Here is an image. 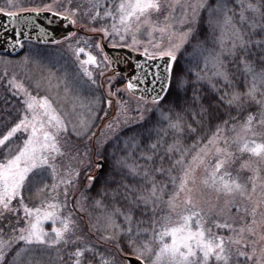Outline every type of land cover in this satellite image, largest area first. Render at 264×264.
Listing matches in <instances>:
<instances>
[{
  "label": "snow or ice",
  "instance_id": "6c2138e0",
  "mask_svg": "<svg viewBox=\"0 0 264 264\" xmlns=\"http://www.w3.org/2000/svg\"><path fill=\"white\" fill-rule=\"evenodd\" d=\"M53 3L27 7L22 0H5L0 15L8 17L13 32L5 43L23 49L33 28L40 32L39 42L61 43L36 24L46 12L67 26H86L100 33L99 41L107 39L113 49H127L138 57L131 74L117 71L108 77L107 96L118 97L119 112L100 133L103 139L94 130L100 113L108 114L98 107L100 96L87 103L73 96L69 112L61 105L86 85L103 86L92 68L103 64V76L113 65L131 64L130 56H111L100 42L90 45L85 40V47L69 45L77 68L71 76L65 72L59 78L50 75L46 83L25 84L4 72L0 264H116L114 257H105L77 234L72 212L61 214L71 188L83 185L85 200V192L99 182L89 170L104 165L93 156L111 157L112 170L94 206L106 208L105 199L113 203V210L103 216L101 239L115 241L121 259L132 256L139 264H264V245L258 247L264 242V0H64L57 8ZM142 32L146 42L138 38ZM92 47L104 53L102 59ZM117 77L124 87L113 91ZM121 93L144 101V106L133 108ZM106 103L111 107L113 101ZM233 108L238 115H232ZM236 150L248 154L242 168L251 175L231 171ZM200 186L216 194L207 215L196 199ZM32 196L41 206L29 207L25 201ZM220 197L226 198L223 207ZM172 214L178 217L175 222ZM208 215L226 216L213 221L226 234L205 228ZM48 222L51 232L44 227Z\"/></svg>",
  "mask_w": 264,
  "mask_h": 264
},
{
  "label": "rangeland",
  "instance_id": "374dc122",
  "mask_svg": "<svg viewBox=\"0 0 264 264\" xmlns=\"http://www.w3.org/2000/svg\"><path fill=\"white\" fill-rule=\"evenodd\" d=\"M5 0H0V6L4 5ZM64 0H56L55 3H53V0L51 3H53V7L57 8L59 7L60 3H63ZM23 3V0H22ZM46 13V12H41ZM161 20H163V17H160ZM74 32L77 33L76 36L68 35V39L61 38L59 39L61 43H35V42H26V48L25 51L17 56V57H8L5 55H0V79L4 80L6 79L3 74L5 71L8 72V75H15L18 80H22L25 82V84H32L37 80L47 82V79L49 76L53 77H63L64 73L67 72L70 76L77 72L76 65L74 64V57L72 56V53L69 49V45H71L72 48L76 47H85L84 41L88 40V43L91 45L94 42H100L102 45L106 44L109 45V41L107 39L103 41H99L98 37L100 36V33H93L91 31L87 30V27H74ZM139 39L142 41L147 40V36L142 32L139 36ZM77 40L80 41L79 45H77ZM166 42V41H165ZM88 49L86 48V51ZM91 52L97 56L98 60L102 59L103 54L95 47H92ZM137 54V53H134ZM25 58H27V63H25ZM82 58H84L82 56ZM10 62V63H9ZM103 69V64H101V69L92 68V72L95 75L97 81L99 84L103 85L102 87H97L95 85L91 86H85L82 92L79 93H70L69 94V102L66 104L61 105L63 110L65 112H69L73 108V104L71 103L73 96H79L81 99L87 103L89 100L92 99V97L100 96L102 99V103L98 105V107H102L108 114L105 116L103 113H100L99 119L96 121V128L94 129L97 132V137H100L101 132H106V125L109 122H114L117 118V113L119 112V109L117 107V96L108 97L107 96V89H108V77L113 76L116 74L114 69L111 67L110 69H104V75L101 76L99 73ZM86 79V78H85ZM55 80H53V84H55ZM63 86L64 81L60 80V89H61V97H63ZM124 87V83L122 80H120L119 77H117L116 84L113 87V91H115V87ZM0 93H3L2 91ZM35 94V93H34ZM45 94V90H40V95L43 96ZM55 95V93H52ZM121 96L124 100H128L130 105L134 108L138 103L141 106H144V101H138L135 97L127 94V93H121ZM107 99H111L113 101L112 106L108 107L106 101ZM148 107H153L150 102H147ZM77 111H81L80 109H77ZM146 115H150V113H146ZM122 119V117H121ZM103 139V137H100ZM96 137L93 138V146H95ZM236 156L237 159L235 163L231 167V171L233 173L239 172L242 177H247L251 175V173L246 169L242 168V165L249 159V156L247 153H240L238 150H236ZM92 159L99 163L100 159L97 157H92ZM84 166H81V172L84 175L83 172ZM98 169L89 170V174L96 175L98 172ZM203 174V169L200 170L198 175ZM202 189V193H198L196 196V199L199 201V208H203L206 215L208 214V208H209V202L216 203V194L210 190L203 189V186H200ZM82 192V191H81ZM81 192L76 196L75 200H73V210L78 212L80 215L84 216V223L86 225V234L91 237V240L96 241L98 245L103 247L102 249L106 250V247H111L116 251V254L119 255L120 252L117 251L116 243L115 241H106L101 239V236L103 235V226H104V220L103 216L106 212H109L105 210V207H95L94 204L91 205L87 202V199L82 200L81 199ZM70 194L74 195V191L70 190ZM61 200L63 197L61 196ZM225 197H220L219 200V206H224V200ZM77 201H80V204L83 205V210H81V207L79 204H77ZM183 194H181L180 202L181 208L180 211L183 210ZM28 203L29 207H38L41 206V201L38 197L32 196L28 200L25 201ZM15 203V202H14ZM96 209L100 211L99 213H96ZM167 207L165 205H161V212L167 213ZM71 212L69 206L65 209H63L62 215H68V213ZM73 213V212H72ZM23 214V213H22ZM235 215V212L233 210V216ZM214 217L216 220H223L226 218V216H216V215H208V222L205 224L206 229H210L212 233H219V234H226L225 230L223 229H217L215 227L214 223L209 224V219ZM73 218H75L73 214ZM171 219L175 222L178 217L175 214H172ZM251 219L250 217L248 218ZM213 220V219H211ZM93 225H96L95 228H93ZM58 226V225H57ZM195 226V223L193 224ZM237 226L239 227V221H237ZM45 229L49 232H51V223H45L44 225ZM81 235L80 233H78ZM5 235H8V233H5ZM91 243V242H90ZM93 243V242H92ZM264 245V242H261L262 246ZM18 247V245H17ZM250 250V249H249ZM105 257H108V255L104 252L103 253ZM114 257V256H111ZM115 258V257H114ZM98 261V260H97ZM116 264H124L125 260L119 259L117 260L115 258ZM214 264V262H213Z\"/></svg>",
  "mask_w": 264,
  "mask_h": 264
},
{
  "label": "trees",
  "instance_id": "16d2710c",
  "mask_svg": "<svg viewBox=\"0 0 264 264\" xmlns=\"http://www.w3.org/2000/svg\"><path fill=\"white\" fill-rule=\"evenodd\" d=\"M52 2V0H23V4L25 5V6H27V7H33V6H36V7H43V5L45 4V3H51ZM77 2H80V3H83V4H86V0H77ZM202 15H206V13H202ZM179 64L181 65V66H184L185 68H187V65H186V62L184 61V60H180L179 61ZM207 87V86H206ZM229 91H230V89H229ZM1 92V91H0ZM0 94H2V93H0ZM189 95H191V93H189ZM171 98H174V97H170V99ZM171 105H166V107H170ZM221 111L222 112H225V118H227V116H228V113H227V111H225V109H221ZM231 112H232V115L233 116H236V115H238V112H237V110L235 109V108H233L232 110H231ZM246 112H240L239 113V115L241 116V117H246ZM151 115V114H150ZM229 127H230V125H229ZM167 139H168V142H171V140H172V137H171V135H169L168 137H167ZM93 142V141H92ZM190 143H191V141H186V146L187 145H190ZM80 148H81V151H83L84 150V145H80L79 146ZM118 155H119V153H118ZM93 157H95V156H93ZM103 161V165H104V167L101 169V170H99L98 169V172L96 173V175L95 176H98V177H100V180H99V182H97L95 185H94V187L91 189V191H89V192H85V195L88 197V199H87V202L88 203H90L91 205H93L94 204V201L95 200H97V199H100V196H98L97 194L98 193H100V192H102V186H103V180H104V177L105 176H107L110 172H111V157H109V160H102ZM90 170H93V169H90ZM83 178H84V175L82 174V176H81V179L83 180ZM71 191H74V195H71L70 194V196H69V198H68V206H69V208H70V211L71 212H73V214H74V216H75V220L77 221V223H78V227H77V234L78 233H80L81 235H83V236H85V237H87L88 238V240H89V242H93L92 244H94V245H96L97 247H98V249L100 250V252L103 254L104 252L108 255V256H114L117 260L119 259V257H121L122 256V254L121 253H119V255H117L116 254V251L113 249V248H111V247H106V250L105 249H102L103 247H101L100 245H98L97 243H96V241H93V240H91V237L90 236H88L87 234H86V225H85V223H84V216L83 215H80L78 212H76L75 210H73V200H75V198H76V196L82 191V192H84V188H83V185H77L76 187H74V188H71L70 189ZM119 203H123V201H120ZM104 204H106L107 205V207L105 208V210H107V211H112L113 210V203L111 202V200L110 199H105L104 200ZM104 208V207H103ZM100 211H98V209H96V213H99ZM23 211H21L20 210V215L22 216L23 214ZM11 219L14 221L15 220V216L13 215L12 217H11ZM211 219H213V220H211ZM214 220H216L214 217H212V218H210L209 219V224H211V223H213V221ZM4 222V220H0V223H3ZM79 235V234H78ZM124 256H128V255H124ZM99 258H97V260H98ZM117 262V261H116Z\"/></svg>",
  "mask_w": 264,
  "mask_h": 264
},
{
  "label": "water",
  "instance_id": "95a60500",
  "mask_svg": "<svg viewBox=\"0 0 264 264\" xmlns=\"http://www.w3.org/2000/svg\"><path fill=\"white\" fill-rule=\"evenodd\" d=\"M50 21H52L51 24ZM36 24L39 27L47 28L50 35L54 36V38L57 40L66 37L67 35L71 34V32L74 30L73 27L63 24L59 18L52 17L50 13H40L39 17L36 19ZM5 25L8 26L7 30L5 29ZM52 29H55V31L53 32ZM29 34L31 39L37 40V37L40 35V32L38 31L37 28H33ZM12 35L13 32L11 31V25L9 23L8 17L0 15V52L10 56H16L20 54L24 50V48L12 49L10 45H7L5 43L6 38ZM102 46L105 52L111 56L116 57L120 53H125L128 56H130L132 61L131 64L121 63L119 66L113 65L112 68L116 69V72L124 71L128 74H131L132 66L135 63L138 54L131 53L127 49H113L112 47L106 44H103ZM99 164H103V163L100 162ZM124 259L125 261H131V264H139V261L135 260V258L132 256H125Z\"/></svg>",
  "mask_w": 264,
  "mask_h": 264
},
{
  "label": "flooded vegetation",
  "instance_id": "af4514ba",
  "mask_svg": "<svg viewBox=\"0 0 264 264\" xmlns=\"http://www.w3.org/2000/svg\"><path fill=\"white\" fill-rule=\"evenodd\" d=\"M1 78V77H0ZM1 80V79H0ZM0 91H2L3 92V88L2 87H0ZM21 211H23L22 209H20Z\"/></svg>",
  "mask_w": 264,
  "mask_h": 264
}]
</instances>
